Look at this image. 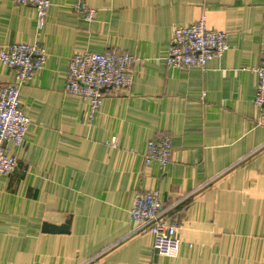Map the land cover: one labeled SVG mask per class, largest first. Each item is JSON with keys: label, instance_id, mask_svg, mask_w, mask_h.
Masks as SVG:
<instances>
[{"label": "crops", "instance_id": "crops-1", "mask_svg": "<svg viewBox=\"0 0 264 264\" xmlns=\"http://www.w3.org/2000/svg\"><path fill=\"white\" fill-rule=\"evenodd\" d=\"M76 1L51 0L37 31L33 5L0 0V51L23 42L47 53L20 87L25 139L6 144L17 166L0 175V264H264V114L253 102L264 0H80L95 9L91 21ZM201 17L226 32V51L205 70L167 67L172 27ZM107 49L137 61L129 89L103 90L90 121L87 100L64 90L68 60ZM13 78L0 62V85ZM162 135L172 151L160 169L143 156ZM146 190L177 226L176 257L156 254L130 219Z\"/></svg>", "mask_w": 264, "mask_h": 264}, {"label": "built area", "instance_id": "built-area-1", "mask_svg": "<svg viewBox=\"0 0 264 264\" xmlns=\"http://www.w3.org/2000/svg\"><path fill=\"white\" fill-rule=\"evenodd\" d=\"M19 4H31L35 9V27L41 31L46 23L51 0H14ZM71 9L83 19L91 21L95 9L80 0ZM224 31L208 28L204 17L186 26H173L170 42L163 57L164 64L172 69H206L208 61L221 56L228 44ZM46 48L38 43H11L0 51V62L13 69L12 82L0 85V175H11L17 159L7 150L12 141L20 147L30 124L20 102V87L30 82L46 62ZM137 58L129 52L107 49L101 52L83 50L70 56L64 90L87 100V116L91 121L97 113L104 90H128L132 82L131 69ZM256 92L255 107L264 114V61L254 69ZM114 145V141L109 142ZM172 151V143L167 135L150 139L145 144L143 156L146 164L154 163L165 168ZM162 200L157 190L135 193L129 210L131 221L147 228L152 234V249L161 256L176 257L180 248V238L176 224L169 223L162 215Z\"/></svg>", "mask_w": 264, "mask_h": 264}, {"label": "water", "instance_id": "water-1", "mask_svg": "<svg viewBox=\"0 0 264 264\" xmlns=\"http://www.w3.org/2000/svg\"><path fill=\"white\" fill-rule=\"evenodd\" d=\"M104 90V89H103ZM66 227L67 225H63L61 226L60 228H56V227H53V226H50V225H47V224H44L43 225V231H66Z\"/></svg>", "mask_w": 264, "mask_h": 264}]
</instances>
